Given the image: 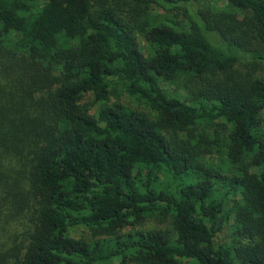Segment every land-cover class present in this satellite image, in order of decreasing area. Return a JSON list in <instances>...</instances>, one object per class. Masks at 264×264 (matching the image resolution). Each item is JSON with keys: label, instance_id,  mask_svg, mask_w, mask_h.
Masks as SVG:
<instances>
[{"label": "trees", "instance_id": "obj_1", "mask_svg": "<svg viewBox=\"0 0 264 264\" xmlns=\"http://www.w3.org/2000/svg\"><path fill=\"white\" fill-rule=\"evenodd\" d=\"M214 1L0 0V264H264V0Z\"/></svg>", "mask_w": 264, "mask_h": 264}, {"label": "rangeland", "instance_id": "obj_2", "mask_svg": "<svg viewBox=\"0 0 264 264\" xmlns=\"http://www.w3.org/2000/svg\"><path fill=\"white\" fill-rule=\"evenodd\" d=\"M214 3L220 8L222 6L225 5V1L224 0H219V1H214ZM255 73L261 77L263 80H264V65L261 66V65H256V70H255ZM170 89L175 92V93H178V88L177 87H170ZM119 90H115L113 91V94L110 95V98H109V104H113V103H116V102H121V103H124L128 106H131L132 108L136 109V110H147L148 112L150 111L146 106L145 104L137 101L136 99H134L133 97H130L129 95H127L126 93H120L119 95ZM93 96L91 94H88L86 96V99H90L92 98ZM80 231L79 230H76V231H73V235L74 236H80ZM228 235V231H224L220 234L218 240H221L223 238H226Z\"/></svg>", "mask_w": 264, "mask_h": 264}]
</instances>
